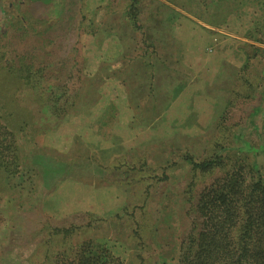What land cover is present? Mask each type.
Wrapping results in <instances>:
<instances>
[{"label":"rangeland","instance_id":"obj_1","mask_svg":"<svg viewBox=\"0 0 264 264\" xmlns=\"http://www.w3.org/2000/svg\"><path fill=\"white\" fill-rule=\"evenodd\" d=\"M18 2L0 0V26L20 17ZM132 2L22 0L27 23V13L41 19L36 61L45 65L43 97L51 107L35 104L21 116L28 141L63 169L47 170L42 185L32 183L28 166L23 178L0 169V264H58L60 253L70 257L86 241L124 264H180L198 194L223 173L194 180L184 157L228 156L217 148L245 140L241 147L264 180V151L255 154L263 136L254 127L264 123H238L255 103L254 95L240 96L252 90L245 79H264V0H137L134 19ZM51 31L61 35L50 38ZM25 47L19 53L27 62ZM4 54L2 63L13 56ZM241 126L238 140L232 134ZM143 158L168 167V180L122 168ZM26 161L44 162L33 153ZM98 161L119 171L107 174ZM74 226L69 237L55 231Z\"/></svg>","mask_w":264,"mask_h":264},{"label":"trees","instance_id":"obj_2","mask_svg":"<svg viewBox=\"0 0 264 264\" xmlns=\"http://www.w3.org/2000/svg\"><path fill=\"white\" fill-rule=\"evenodd\" d=\"M18 3L16 16L20 17L14 19L15 21L9 19L4 26H0L1 32L6 34L4 39L0 38V56L3 57L4 53L13 55L11 59L0 62V169L8 177L23 178L28 166L29 171L35 172L36 180L34 179L32 183L42 185L45 182L44 176L49 173L47 170L55 171L58 168L57 171H62L63 167H58L57 165L62 162L49 156L37 143L28 141L26 130L28 125L25 122L29 121L21 116L24 109L33 107L35 104L40 111L51 107V100L47 101V97H43L46 95L43 87L45 65L36 61V58L43 55L41 41L44 40L42 37L44 32L35 26L41 19L33 13H27L29 16L27 23L26 13L21 11L22 0ZM138 4L139 2L134 0V3L130 5V14L133 19L138 14ZM50 35V38H54L61 33L54 34L51 31ZM8 41L9 44L6 43ZM21 45H26L27 62L20 57ZM5 47H8L6 49L8 53L1 52ZM25 48L22 51L24 56ZM6 71L10 73L9 77L3 76ZM17 73L19 76H16ZM242 75L243 73L240 76ZM245 81L252 90L240 96L251 99L254 95L255 103L247 107L245 111L243 110L238 123H242L246 118V123H264V79L248 78ZM23 89H28V92L22 94ZM56 90L57 87L52 85L47 96L53 98ZM55 104L54 102L52 109L57 107ZM230 104V107L236 108L234 103ZM32 127L35 126L32 125ZM254 127L257 128V133H262L263 140L260 146H264V124L261 130L257 125ZM244 129L245 127L241 126L237 134L233 133L232 136L239 140ZM247 142L242 140V145L235 149L223 145L217 148L221 152H227L228 156L218 152L201 161H196L190 155L184 157V161L191 166L194 180L216 169L222 170L223 173L198 194L197 202L192 207L196 220L193 222L190 234L181 243L180 264H264V180L259 176L257 160L255 159L251 164L248 159L249 152L241 147L243 143L249 144ZM263 151L264 149L255 154L261 155ZM30 153L40 155L44 162H27L26 158L31 156ZM45 159H51L52 162L48 163ZM97 166L105 170L107 174L112 170L119 171L114 163L103 165L98 161ZM122 168L124 170L129 168L126 170L129 172L146 170L147 173H157L153 175V180L157 183L167 181L169 178L166 171L168 167L151 166L144 158L135 162L134 165ZM118 176L119 174H115L114 178ZM112 182L117 183L115 180ZM35 184L33 191L36 189ZM119 184L122 183L119 182ZM14 186L17 188L16 185ZM192 191L190 200H194ZM147 199L144 200L145 203ZM76 229L74 226L57 228L55 231L57 234L69 237L76 232ZM57 263L124 264L113 257L107 248L93 241L78 245L70 257H67L64 252L60 253Z\"/></svg>","mask_w":264,"mask_h":264},{"label":"crops","instance_id":"obj_3","mask_svg":"<svg viewBox=\"0 0 264 264\" xmlns=\"http://www.w3.org/2000/svg\"><path fill=\"white\" fill-rule=\"evenodd\" d=\"M87 125H88V126H91V123H87ZM103 142H104V141H103ZM99 144H100V142H99Z\"/></svg>","mask_w":264,"mask_h":264}]
</instances>
